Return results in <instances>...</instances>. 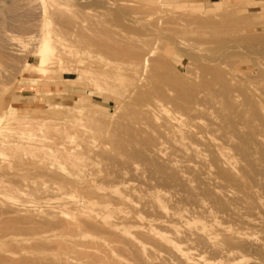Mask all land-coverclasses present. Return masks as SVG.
Returning <instances> with one entry per match:
<instances>
[{"label":"rangeland","instance_id":"obj_1","mask_svg":"<svg viewBox=\"0 0 264 264\" xmlns=\"http://www.w3.org/2000/svg\"><path fill=\"white\" fill-rule=\"evenodd\" d=\"M80 1L0 0V264H264V0ZM231 13L252 29L218 24ZM59 15L70 26L60 24ZM102 32L113 45L146 46L149 63L137 70L96 49L88 41ZM30 66L36 74L27 71ZM204 67L221 71L210 88H198L201 77L214 75ZM178 79L190 85L181 94ZM191 83L199 90L192 106L222 125L211 134L217 143L205 132L194 138L203 115L182 117L175 108ZM149 95L174 99L165 105L190 134L158 139L157 154L147 163L132 154L148 151L159 123L143 113ZM195 145L203 159L188 153ZM81 161L88 165L79 176L71 169ZM158 166L164 175L155 172ZM70 224L81 230L74 233Z\"/></svg>","mask_w":264,"mask_h":264},{"label":"bare ground","instance_id":"obj_2","mask_svg":"<svg viewBox=\"0 0 264 264\" xmlns=\"http://www.w3.org/2000/svg\"><path fill=\"white\" fill-rule=\"evenodd\" d=\"M86 1V0H85ZM85 1H83V3L84 4H86V2ZM90 1V0H89ZM93 1V0H92ZM79 2V1H78ZM80 2H82V0L80 1ZM99 2H101V1H99ZM82 3V4H83ZM98 3V2H97ZM91 4H92V2H91ZM109 5H111V4H109ZM114 7V6H113ZM113 9V11H116L117 9L116 8H112ZM121 11V10H120ZM239 13V12H238ZM241 14V13H240ZM110 15H112L111 13H110ZM238 15V14H237ZM113 16V15H112ZM255 17V16H254ZM55 18H57V21L60 23V24H62L63 26H65V27H68V26H70V22H69V20L67 19V18H65L63 15H59V16H56ZM115 18V17H114ZM246 18V17H245ZM259 17H257V19H258ZM110 19V18H109ZM129 20V19H128ZM256 20V19H255ZM254 20V22H256ZM73 21V20H72ZM112 21V20H111ZM74 22V21H73ZM135 23V22H134ZM133 23V24H134ZM6 24V23H5ZM130 24V23H129ZM218 24H221L222 26L223 25H226L227 27H230V28H233V29H238V30H243V31H248L249 29H252L250 26H249V24L247 23V21H244V20H241V19H239L238 17H236L235 16V14H233V13H231V14H228V15H226V16H224L223 18H222V20L220 21V23H218ZM24 25H26L25 23H24ZM79 25V24H78ZM83 25V24H82ZM9 25L7 24V26H5L6 28L8 27ZM28 26V25H27ZM27 26H25V27H27ZM88 26V25H87ZM97 27H100V26H97ZM121 27V26H120ZM260 28V27H259ZM124 29V28H123ZM172 29V28H171ZM174 29V28H173ZM255 29V28H254ZM125 30V29H124ZM153 30V29H152ZM166 30V29H165ZM176 30V29H175ZM139 31V30H138ZM183 30H181V32H182ZM93 32H95V31H93ZM151 33L153 32V31H150ZM166 32V31H165ZM176 33H178V34H181L180 32H177V31H175ZM175 32H170V33H175ZM183 32H185V31H183ZM134 33V32H133ZM136 33V32H135ZM149 33V32H148ZM151 33H149V34H151ZM154 33L156 34V32L154 31ZM82 33H80V35H81ZM148 34V35H149ZM160 34V33H159ZM152 35V34H151ZM151 35H150V37H151ZM165 35V34H164ZM168 35H170V34H168ZM222 35V34H221ZM105 38H104V37ZM156 36V35H155ZM158 36H160V35H158ZM180 36H182V35H180ZM102 37L104 38V39H102ZM147 37V36H146ZM186 37V36H185ZM107 38H108V35L105 33V32H102L101 33V37H96V38H94V39H90L88 42H91V45L93 46V47H95L96 49H98V50H100L101 52H103V53H105V54H113V55H116V56H118V57H122V58H125V59H127V61L129 62V64L131 65V66H133L135 69H137L138 70V68L140 69V68H144V67H146V65L149 63V58H148V55H149V53L147 54V52H148V49H147V47L145 46L144 48H140L139 46H136V45H134V43H129V44H127V46H120L121 44H117V45H113L112 44V42L111 41H108L107 40ZM147 38H149V37H147ZM173 38V37H172ZM84 37L83 36H81V39H80V41H81V43H83L84 42ZM174 39V38H173ZM175 40V39H174ZM177 41H179V40H177ZM237 42V41H236ZM121 43V42H120ZM175 43H177V42H175ZM231 43V42H230ZM179 43H177V45H178ZM223 44V43H222ZM226 44V43H225ZM47 45V44H46ZM141 46H142V44H140ZM176 45V46H177ZM182 44H180V47L182 48V46H181ZM116 46H120V47H116ZM236 46V45H235ZM46 47V46H45ZM228 47V46H227ZM226 46H225V48H227ZM230 47V46H229ZM47 48V47H46ZM178 48V47H177ZM224 48V47H223ZM232 48V47H231ZM239 48V47H238ZM237 48V50L238 51H240L239 49ZM185 49V48H184ZM234 49H236V47L234 48ZM228 50V51H227ZM227 50H225V52H229L230 51V49H227ZM197 51V50H196ZM187 52H189L188 51V49H187ZM192 51H190V53H191ZM214 52H217V51H214ZM225 52H223V53H221V55H220V57H222V55H224V53ZM235 53H236V51H234ZM244 52H246V51H244ZM254 51H252V52H250V53H253ZM194 53V52H193ZM234 53V54H235ZM239 53H243L242 51H240ZM186 53H184V55H185ZM188 54V53H187ZM187 54L185 55V57H187ZM199 54V53H198ZM226 54H228V53H226ZM225 54V55H226ZM230 54V53H229ZM248 54V53H247ZM254 54V53H253ZM262 54V53H261ZM260 53H259V55H261ZM264 54V53H263ZM262 54V55H263ZM69 55V54H68ZM189 55V54H188ZM192 55H194V54H192ZM192 55H190V58L192 59ZM225 55H224V58H226L225 57ZM232 55H233V50H232ZM249 55V54H248ZM251 55V54H250ZM255 55V54H254ZM199 57H200V55H199ZM227 57H228V55H227ZM229 57H230V55H229ZM198 58V57H197ZM206 59L208 58V60L210 61V62H212L210 59H209V57H205ZM204 58V59H205ZM259 59H260V57H258ZM262 58V57H261ZM187 59H189V57L187 58ZM199 59V58H198ZM200 59H202V58H200ZM205 59V61H208V60H206ZM222 59V58H221ZM257 59V58H256ZM193 61L195 60V61H197V59H192ZM217 60V59H216ZM219 60H220V58H219ZM223 61H224V59H222ZM222 60H221V62H222ZM227 60V59H226ZM201 61V60H200ZM218 61V60H217ZM229 61V60H228ZM210 62H208L207 64L208 65H211L210 64ZM219 62V61H218ZM218 62H214L213 63V65L215 66V64L217 65V63ZM220 62V63H221ZM245 62V61H244ZM243 62V63H244ZM195 63V62H194ZM201 63V62H200ZM199 63V64H200ZM203 63V62H202ZM231 63V62H230ZM198 64V63H197ZM198 64V65H199ZM203 64H205V63H203ZM226 64V63H225ZM245 64V66H249L250 65V63H244ZM248 64V65H247ZM259 64H261V63H259ZM232 65H234V64H232ZM251 65L254 67L255 65L254 64H252L251 63ZM219 66V65H218ZM227 66V65H226ZM239 66V65H238ZM242 66V65H241ZM252 66H250V67H252ZM202 67V66H201ZM213 67V66H212ZM228 67H230V66H227V69H228ZM235 67V66H234ZM233 67V68H234ZM244 67V66H243ZM250 67H246L247 69H250ZM257 67V66H256ZM200 68V67H199ZM220 68V67H219ZM255 68V67H254ZM205 71H211L212 73H214V75H213V77L212 76H210V74H208L210 77H212V80H208L207 78H205V77H201L202 78V80H201V83H200V86L198 87V88H210V87H212V85H213V83H215V82H217L218 80H219V78H220V72L221 71H218V70H214V69H209L208 67H204L203 68ZM236 69V68H235ZM245 69V68H244ZM258 69V68H257ZM84 70V69H83ZM191 70V69H190ZM223 70V69H222ZM230 70H232V69H230ZM243 70V69H242ZM246 70V69H245ZM27 71L28 72H30V74H36L35 73V71H36V68H35V66H30V67H28V69H27ZM224 71V70H223ZM249 71V70H248ZM148 72H149V70H148ZM245 72V71H244ZM99 73V72H98ZM98 73H97V75H98ZM100 73H102V72H100ZM106 73V74H105ZM187 73V72H186ZM189 73H191V72H189ZM236 73H239V72H237L236 71ZM241 73V72H240ZM239 73V74H240ZM27 74V73H26ZM43 74V73H42ZM94 74H96V72H94ZM103 74H105V75H108V73L107 72H104ZM142 74V73H141ZM146 74V73H145ZM163 75H166V74H163ZM162 75V76H163ZM204 75H206V74H204ZM188 76H193V75H188ZM163 77H166V76H163ZM167 77H168V75H167ZM239 77V76H238ZM247 77V76H246ZM68 78V77H67ZM147 79V78H146ZM145 79V80H146ZM168 79V78H167ZM174 79V78H173ZM172 79V80H173ZM247 79V78H246ZM246 79H245V82H246ZM29 82H31V83H34L35 81H36V79L34 80V79H27ZM90 80H92V79H90ZM229 80V79H228ZM240 80H242L241 78H240ZM250 80V79H249ZM101 81V80H100ZM108 81V80H107ZM135 81V80H134ZM242 81H244V80H242ZM250 81H252V80H250ZM256 81V80H255ZM104 82V81H103ZM200 82V81H199ZM262 81H260V83H261ZM218 83V82H217ZM247 83H248V80H247ZM176 84L178 85L176 88L178 89V93L180 92V94H181V91L185 88V86H190V85H188L187 84V82L185 81V80H179L178 79V81L176 82ZM259 84V83H258ZM125 85H123V87H124ZM170 86H172V85H170ZM243 88H244V86H242ZM126 88V87H125ZM191 88H192V91H190L189 90V92H188V94L186 95V93H182V94H184V95H186V96H184V95H182V96H184L185 98H184V100L182 101V104H180V105H177V103H176V105L177 106H175V108L178 110V112H180L181 113V116L182 117H184V115L185 116H187L188 118H191V119H196V120H198L199 118L198 117H202V115L204 116V120L205 121H203V123H201V122H198L197 124L198 125H201L200 126V128H203L202 130H200V132H196L197 134H194V138L197 136V135H199V134H203L204 132L205 133H207L210 137H211V139H210V137H209V139H210V141L211 142H213V143H217L216 142V138H215V136L214 135H211V134H215V133H219V129L221 128V124L218 122V119H215L214 117H213V114L212 113H210V112H208L207 110H205L203 107H201L200 105H194V106H192L193 105V102L197 99V96H198V94H199V90H198V88H197V86H195V85H193L192 83H191ZM246 88V87H245ZM177 89H175V91L177 90ZM242 89V88H241ZM248 89V88H247ZM157 90L158 89H156V92H157ZM251 90V89H250ZM254 90V89H253ZM215 91V90H214ZM163 92V91H162ZM225 92V91H224ZM240 92V91H239ZM239 92L237 91L236 93H238L239 94ZM218 93V92H217ZM170 94V93H169ZM225 94H227V93H225ZM241 94V93H240ZM242 94H244L243 92H242ZM217 95V94H216ZM215 95V96H216ZM172 96V95H171ZM222 96V95H221ZM223 97V96H222ZM161 98H162V96H161ZM170 99H171V97H169ZM168 98V99H169ZM224 98V97H223ZM164 99H166V98H164ZM174 100V99H173ZM173 100H165V101H162V100H160V99H158V98H156V97H154V96H152V95H149L148 97H147V99L142 103L143 105H142V108L145 110L143 113H144V115L145 116H148V117H153V118H156L157 120H159V123L157 124V125H155L153 128H152V132L153 133H155V136L154 137H152L151 139H149L148 140V142H147V146H149V149H148V151H135L133 154H132V156L134 157V159L136 158V159H139V160H143L144 162H145V160L147 161V163H149V162H152V160H151V158L153 157V156H155L157 153V149H158V147L160 146V144H158V139H160L161 137H163L164 138V136H168V135H179L181 138H184L185 136H187V134H190V131H188V130H186V129H184V128H182V126L180 125V123L178 122V119H176L175 117H173V116H171L170 115V111L168 110V108L166 107V105L165 104H167V103H170L171 101H173ZM181 99H179V101H180ZM241 101H242V99H240ZM172 104H175L174 102L172 103ZM237 103H233L232 105H233V108H236V109H238V105H236ZM11 107H13V105H10ZM261 106V105H260ZM247 108V107H246ZM11 109V108H10ZM230 110V109H229ZM193 111H194V113L196 114V117L195 116H193ZM226 113V112H225ZM243 113H244V111H243ZM255 113V112H254ZM260 113V112H259ZM259 113H257V114H259ZM158 115H164L166 118L164 119V118H160V117H157ZM262 116V115H261ZM6 117V116H5ZM65 117V116H64ZM202 119V118H201ZM220 119V118H219ZM171 122H173L174 124H172ZM229 123H231V122H229ZM246 123H248V122H246ZM250 123V122H249ZM228 127V126H227ZM116 129V128H115ZM236 132V131H235ZM224 134V133H223ZM234 136V135H233ZM227 137V136H226ZM260 137V136H259ZM127 138V137H126ZM262 138V137H261ZM264 138V137H263ZM59 139H61L62 140V138H59ZM68 139H72V137H66L63 141L64 142H66V140H68ZM146 140V139H145ZM137 141V140H136ZM131 142V141H130ZM204 142V141H203ZM195 143H197V144H199V141H197V142H195ZM57 144H58V142H57ZM204 144V143H203ZM225 144V143H224ZM242 144V143H241ZM246 145V144H245ZM113 147V146H112ZM194 147V146H193ZM245 147V146H244ZM201 148V147H200ZM114 149V148H113ZM234 149V148H233ZM232 149V150H233ZM235 149H237V150H239V147H235ZM78 150V149H77ZM135 150V149H134ZM240 151V150H239ZM254 151V150H253ZM61 153V152H60ZM188 153L189 154H191L192 156H195V158H202L203 156H204V154L198 149V146H196L195 145V149H190L189 151H188ZM21 154V153H20ZM237 154H239V153H237ZM254 155V154H253ZM132 156H131V158H132ZM216 156H217V158L218 159H220L221 161H224V162H226L229 166H231L232 165V162H231V160H229V158H228V156L224 153V152H219V151H217V154H216ZM245 156V155H244ZM21 157V156H20ZM82 157H84V155L82 156ZM112 158H113V156H111ZM207 157V156H206ZM243 157V156H242ZM66 158H69V157H66ZM25 159V158H24ZM23 159V160H24ZM135 159V160H136ZM203 159V158H202ZM247 159V158H246ZM53 161H55V159L53 160ZM111 163V162H110ZM109 163V164H110ZM245 163H247V162H245ZM250 163V162H249ZM261 163V162H260ZM144 164V163H143ZM263 164V163H262ZM57 165V164H56ZM81 166L79 167V166H75V167H72V169H71V171L72 172H75V173H77L79 176H81V174H82V172H83V168L85 167V166H87L88 164H86V162H84V161H81V164H80ZM247 165H248V163H247ZM146 166V165H145ZM237 166V165H236ZM249 166H252V164L251 165H249ZM260 166V165H259ZM108 167V166H107ZM61 168V167H60ZM135 168H136V166H135ZM251 168V167H250ZM134 169V168H133ZM157 171H155V172H161L163 175H164V170H165V168L163 167V166H158L157 168ZM67 170V169H66ZM118 170V169H117ZM137 170V169H136ZM244 171V170H243ZM263 171V170H262ZM63 172H65V171H63ZM67 172H68V170H67ZM148 172V171H147ZM264 172V171H263ZM152 173V172H151ZM243 173H246V172H243ZM248 173V172H247ZM246 173V174H247ZM73 174V173H72ZM132 174V173H131ZM130 174V175H131ZM260 174H262V173H260ZM108 175H109V173H108ZM152 175V174H151ZM73 176V175H72ZM75 176V175H74ZM110 176V175H109ZM108 176V177H109ZM120 176V175H119ZM122 176V175H121ZM258 177V176H257ZM63 178V177H62ZM64 178H66V177H64ZM67 178H69V176H67ZM205 178V177H204ZM232 178V177H231ZM104 178H102V180H103ZM116 178H114V180H115ZM118 179V178H117ZM116 179V180H117ZM133 179V178H132ZM155 179V178H154ZM160 179H162V177H160ZM164 179V178H163ZM102 180H101V182H102ZM107 180V179H106ZM74 181V180H73ZM105 181V180H104ZM110 181V180H109ZM151 181V180H150ZM237 181H239L238 179H237ZM47 182V181H46ZM45 182V184H47ZM100 182V181H99ZM116 182V181H115ZM151 182H153V181H151ZM160 182V181H159ZM240 182H241V180H240ZM71 182H69V184H70ZM79 183V182H78ZM108 183V182H107ZM117 183V182H116ZM129 183V182H128ZM148 183V182H147ZM169 184H171L170 182H168ZM247 183V182H246ZM249 183V182H248ZM72 184V183H71ZM105 184H106V181H105ZM119 184V183H118ZM123 184V183H122ZM121 184V185H122ZM151 184V183H150ZM159 184V183H158ZM244 184V183H243ZM251 184V183H250ZM120 185V186H121ZM152 185V184H151ZM238 185H240V184H238ZM256 185V184H255ZM258 185V184H257ZM70 186H72V185H70ZM105 186H107V187H110L109 185H104V187ZM214 186H215V184H214ZM236 186V185H235ZM261 186H263V185H261ZM56 187V186H55ZM57 188V187H56ZM75 188V187H74ZM106 188V187H105ZM155 188H157L156 186H155ZM216 188H217V186H216ZM117 189H119V188H117ZM261 189L262 188H260L259 190L261 191ZM264 189V188H263ZM124 191V190H123ZM160 191V190H159ZM263 191V190H262ZM62 192H65V191H62ZM139 192V191H138ZM229 193L231 192V191H228ZM169 193V192H168ZM184 193V192H183ZM149 194V193H148ZM147 194V195H148ZM246 194H248V193H246ZM264 194V193H263ZM147 195H145V196H147ZM180 194H178V195H176L177 197L179 196ZM233 195V194H232ZM249 195H250V193H249ZM253 195V194H252ZM104 197H106V196H104ZM107 197H108V195H107ZM170 197V196H169ZM229 197V196H228ZM235 197L237 198L238 196H236L235 195ZM60 198V197H59ZM62 198V197H61ZM136 198V197H135ZM141 198V197H140ZM116 199H118V198H116ZM144 199V198H143ZM143 199H142V201H143ZM149 199V198H148ZM223 199H225V198H223ZM230 199V198H229ZM250 199H251V197H250ZM134 200V199H133ZM231 200V199H230ZM234 200V199H233ZM3 201V200H2ZM116 201V200H115ZM141 201V202H142ZM169 201H171V200H169ZM173 201V200H172ZM195 201V200H194ZM6 202V201H5ZM118 201H116L115 203H117ZM133 202V201H132ZM135 202V201H134ZM140 202V201H139ZM138 202V203H139ZM148 202V201H147ZM151 202V201H150ZM165 202H167V201H165ZM245 202V201H244ZM256 202H257V200H256ZM82 203H84V202H82ZM136 203V202H135ZM171 203V202H170ZM172 203H176L175 201L174 202H172ZM184 203V202H183ZM165 204V203H164ZM187 204V203H186ZM8 205V204H7ZM141 205V204H140ZM144 205H146V204H144ZM144 205H141V206H144ZM173 205V204H172ZM182 204H180V206H181ZM259 204H258V202H257V206H258ZM138 206V205H137ZM183 206V205H182ZM139 207V206H138ZM153 207V206H152ZM152 207H150V208H152ZM172 207V206H171ZM14 208V207H13ZM43 208H45V207H43ZM133 208H136L135 206H133ZM147 208V207H146ZM259 208V207H258ZM47 209H48V207H47ZM51 209V208H50ZM148 209V208H147ZM154 209V208H153ZM160 209V208H159ZM184 209V208H183ZM226 209H228V208H226ZM233 209V208H232ZM235 209V208H234ZM233 209V210H234ZM56 210H57V208H56ZM140 210H141V208H140ZM142 210H143V208H142ZM158 210V209H157ZM221 210V209H220ZM238 210V209H237ZM256 210V209H255ZM259 210H261V209H259ZM8 211V210H7ZM133 211H134V209H133ZM139 211V210H138ZM137 211V212H138ZM239 211V210H238ZM10 212V211H9ZM29 212V211H28ZM168 212L169 211H167V213H166V216H168ZM254 212V211H253ZM11 213V212H10ZM9 213V214H10ZM67 213V212H66ZM69 213V212H68ZM164 214H165V212H163ZM14 214V213H13ZM32 214V213H31ZM30 214V215H31ZM36 214V213H35ZM61 214V213H60ZM69 214H71V213H69ZM181 214H183V212L181 213ZM198 214V213H197ZM8 215V214H7ZM39 215V214H38ZM76 215V214H75ZM199 215V214H198ZM244 215V214H243ZM0 216H1V214H0ZM3 216V215H2ZM29 216V215H28ZM200 216V215H199ZM264 216V215H263ZM6 217V216H5ZM17 217V216H16ZM200 217H202V216H200ZM225 217V216H224ZM234 217H236V216H234ZM245 217H247V216H245ZM254 217H255V215H254ZM257 217V216H256ZM28 218V217H27ZM62 218H66V217H62ZM249 218V217H248ZM258 218V217H257ZM10 219H11V217H10ZM21 219V218H20ZM23 219V218H22ZM69 219V218H68ZM67 219V220H68ZM157 219V218H156ZM159 219V218H158ZM189 219V218H188ZM241 219V218H240ZM13 220V219H12ZM17 220H18V218H17ZM24 220V219H23ZM28 220H30V219H28ZM33 220V219H32ZM32 220H30V222H33ZM71 220V219H70ZM201 220V219H200ZM10 221V220H9ZM26 221V220H25ZM34 221H35V219H34ZM251 221H253V220H251ZM255 221V220H254ZM261 221V220H260ZM28 221H26V223H27ZM63 222V221H62ZM62 222L61 223H59V226H60V224H62ZM70 222H72V221H70ZM94 222V221H93ZM96 222V221H95ZM247 222V221H246ZM4 223H5V221H4ZM14 223V222H13ZM23 223H25L24 221H23ZM74 223V222H73ZM168 223V222H167ZM228 223V222H227ZM248 223V222H247ZM253 223V222H252ZM263 223V222H262ZM15 224H16V222H15ZM29 225H30V223H28ZM27 224V225H28ZM67 223H65V225H66ZM69 224V223H68ZM259 225H260V223H258ZM257 224V225H258ZM24 225V224H23ZM34 225V224H33ZM51 225V224H50ZM50 225H48V227L50 228L51 226ZM62 225H64V224H62ZM62 225H61V227H62ZM262 225V224H261ZM260 225V226H261ZM6 226V225H5ZM58 226V227H59ZM68 226H71V224L70 225H68ZM229 226V225H228ZM254 227V226H253ZM200 228V227H199ZM257 228V227H256ZM258 228H260V227H258ZM263 228V227H262ZM7 229V228H6ZM9 229H11L10 227H9ZM13 230H14V228H12ZM25 230H27L26 228H24ZM35 229V228H34ZM37 229V228H36ZM35 229V230H36ZM53 229V228H52ZM60 229V228H59ZM64 229H66V231H67V228H64ZM71 229H72V231L74 232V233H77V232H79L81 229H80V227H79V225L77 224V225H75V226H71ZM13 230L11 231V232H13ZM16 230V229H15ZM21 230H23V229H21ZM35 230H33L34 232H36ZM49 230H51V229H49ZM48 230V231H49ZM263 230H264V228H263ZM4 232H6L5 230H3ZM27 231H31V229H29V230H27ZM43 232H45V231H47V230H45L44 231V228H43V230H42ZM98 231V230H97ZM119 231V230H118ZM117 231V232H118ZM14 232H18V230L17 231H14ZM13 232V233H14ZM28 232V233H29ZM7 233V232H6ZM6 233L3 235V236H6ZM42 233V232H41ZM50 234H51V232H49ZM1 234V233H0ZM228 234V233H227ZM248 234H250V232L248 233ZM11 235V234H10ZM14 235V234H13ZM54 235V234H53ZM56 235V237H59L57 234H55ZM65 235H69V234H66L65 233ZM7 236H9L8 234H7ZM51 236H52V234H51ZM61 236V235H60ZM62 236H64V233H63V235ZM70 236H71V234H70ZM248 236V235H247ZM0 237H2V236H0ZM45 238H46V236H44ZM54 237V236H53ZM55 237V238H56ZM178 237V236H177ZM236 237V236H235ZM257 237H259V236H257ZM3 238V237H2ZM1 238V239H2ZM8 238V237H7ZM53 239V240H60L61 241V239H59V238H57V239ZM75 238V237H74ZM116 239H117V237H115ZM139 238V237H138ZM250 238V237H249ZM40 239V238H39ZM65 240V238H62V240ZM181 239V238H180ZM229 239V238H228ZM45 239H43V241H44ZM50 240V241H49ZM57 240V241H58ZM69 240H71L70 239V237H69ZM75 240V239H74ZM119 240H121L120 238H119ZM127 240V239H126ZM144 239H142V241H143ZM183 240V239H182ZM196 240V239H195ZM255 240V239H254ZM263 240V239H262ZM34 241V240H33ZM37 241V240H36ZM39 241V240H38ZM45 241H47V239L45 240ZM44 241V242H45ZM49 241V242H48ZM48 243H52L53 241L51 240V239H48ZM76 241V240H75ZM124 241V240H123ZM188 241V240H187ZM67 242L69 243V242H71V241H66V244H67ZM128 242V241H127ZM126 242V243H127ZM120 243V242H119ZM191 243V242H190ZM18 244V243H17ZM20 244V243H19ZM53 244H54V242H53ZM59 245L61 244V246L62 245H65V244H62V243H58ZM122 244V243H121ZM124 244V243H123ZM139 244V243H138ZM196 244V243H195ZM248 244V243H247ZM246 244V245H247ZM15 245V244H14ZM73 245V244H72ZM83 245V244H82ZM107 245H110V244H107ZM190 245V244H189ZM67 246V245H66ZM86 246H88V245H86ZM194 246V245H193ZM240 246V245H239ZM244 246H245V244H244ZM6 247H7V245H6ZM82 247V246H81ZM105 247V246H104ZM251 247V246H250ZM12 248V247H11ZM65 249L66 248H68V246L67 247H64ZM76 248H78V247H76ZM206 248V247H205ZM233 248H235V247H233ZM246 248H248V247H246ZM9 249V248H8ZM51 249H53V248H51ZM99 249V248H98ZM236 249V248H235ZM243 249H245V248H243ZM131 250V249H130ZM204 250V249H203ZM209 250V249H208ZM227 250V249H226ZM245 250H247V249H245ZM256 249H254V253L256 252L255 251ZM6 251V250H5ZM165 251H167V250H165ZM174 251V250H173ZM202 251V250H201ZM205 251H207V250H205ZM211 251V250H210ZM236 251V250H235ZM3 252V251H2ZM8 252V251H7ZM122 252H123V250H122ZM121 252V253H122ZM126 252H127V250H126ZM129 252V251H128ZM127 252V253H128ZM249 252V251H248ZM258 252L260 253V255H261V252L262 251H257L256 253L258 254ZM76 253V252H75ZM171 253V252H170ZM202 253V252H201ZM244 253H246V252H244ZM124 254V253H123ZM129 254V253H128ZM167 254H169V251H168V253ZM203 254V253H202ZM262 254H264V253H262ZM106 255V254H105ZM133 255H135V254H133ZM170 255H172V254H170ZM259 255V256H260ZM3 256V255H2ZM65 256H66V254H65ZM79 256V255H78ZM136 256V255H135ZM234 256V255H233ZM250 256V255H249ZM258 256V257H259ZM24 257H26L27 258V256H24ZM101 257V256H100ZM99 257V258H100ZM128 257V256H127ZM157 257V256H156ZM217 257H219L218 255H217ZM262 257V255L259 257V258H261ZM231 258V257H230ZM263 258V257H262ZM137 259H139V256L137 257ZM207 259V258H206ZM215 259V258H214ZM264 259V258H263ZM75 260V259H74ZM100 260V259H99ZM228 260V259H227ZM237 260V259H236ZM259 260V259H258ZM2 261V260H1ZM140 261V260H139ZM155 261V260H154ZM211 261H215V260H211ZM143 262V261H142ZM167 262V261H166ZM170 262V261H169ZM4 263V262H3ZM14 263H15V261H14ZM154 264V263H153ZM177 264V263H176Z\"/></svg>","mask_w":264,"mask_h":264}]
</instances>
